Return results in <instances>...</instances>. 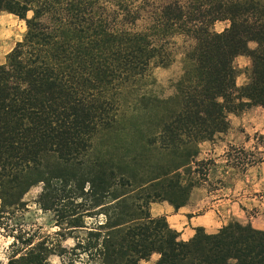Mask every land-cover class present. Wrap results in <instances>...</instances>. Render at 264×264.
Listing matches in <instances>:
<instances>
[{
  "label": "trees",
  "instance_id": "obj_1",
  "mask_svg": "<svg viewBox=\"0 0 264 264\" xmlns=\"http://www.w3.org/2000/svg\"><path fill=\"white\" fill-rule=\"evenodd\" d=\"M2 14L26 27L0 63L3 205L42 183L44 206L61 195L83 206L62 216L66 229L85 227V211L101 206L88 237L100 264L153 254L152 264H264V229L232 222L183 241L149 211L158 199L186 203L192 184L181 176L197 145L227 130L229 111L264 108V0H0ZM177 37L190 44L173 94L160 99L147 89L151 72L173 61ZM244 54L252 66L238 88L233 61ZM50 254L39 242L8 264H50Z\"/></svg>",
  "mask_w": 264,
  "mask_h": 264
},
{
  "label": "rangeland",
  "instance_id": "obj_2",
  "mask_svg": "<svg viewBox=\"0 0 264 264\" xmlns=\"http://www.w3.org/2000/svg\"><path fill=\"white\" fill-rule=\"evenodd\" d=\"M228 26V21H216L212 29L221 32ZM25 31L23 20L10 14L0 16V63L4 62L6 55L22 39ZM174 42L173 61L165 67L153 68L151 83L147 87L151 95L160 99L168 98L173 94V84L183 69V52L190 44L182 37L175 38ZM248 47L254 49L256 43L249 42ZM233 66L236 69V85L242 88L249 82L251 58L246 54L239 55L234 59ZM242 101L248 102L246 99ZM120 119L124 126L135 121L125 116ZM227 121L226 131L217 133L211 139L201 141L197 145L193 162L182 174V182L192 184L186 203L193 190L200 195H209L211 199L221 200L223 214L227 213L225 206L227 207L228 203L232 206L229 213L231 218L219 229L229 223L237 222L262 230L264 229V149L260 136H264V108L253 104L238 105L237 109L227 113ZM109 138L98 139V144L109 142ZM117 140L119 143L123 141L126 143L129 137L124 135ZM240 147H243L244 151L233 149ZM259 158L262 161H258ZM42 191V183L32 186L24 194L19 205L5 206L0 199V264H8L12 257H19L39 242H45L50 248L52 253L49 255L50 264H100L99 260L90 255L94 251L88 243V237L90 231H94L93 228H97L98 224L104 221L100 211L101 206L89 207L85 211L88 212L84 217L85 227L66 229L67 225L62 216L74 211L81 212L83 206L75 207L71 204L72 201H66L63 195L44 206V202L40 203L39 200ZM76 202H80V199ZM153 203H164L174 207L167 200L158 199ZM151 205L149 208L151 216L158 217L152 215ZM203 210L204 208H201L199 212ZM81 240L82 248H76ZM157 258L158 255L153 254L149 259L141 260L138 264H152Z\"/></svg>",
  "mask_w": 264,
  "mask_h": 264
},
{
  "label": "crops",
  "instance_id": "obj_3",
  "mask_svg": "<svg viewBox=\"0 0 264 264\" xmlns=\"http://www.w3.org/2000/svg\"><path fill=\"white\" fill-rule=\"evenodd\" d=\"M195 193L199 194L193 190L188 202L178 208L164 203L151 205L152 215L164 216L169 226L177 231L179 238L183 241L192 238L196 228H203L207 233H214L231 218L229 213L232 206L229 203V207L225 206L227 213L223 214L221 200L211 199L206 194L197 196ZM201 208L204 210L199 212Z\"/></svg>",
  "mask_w": 264,
  "mask_h": 264
}]
</instances>
